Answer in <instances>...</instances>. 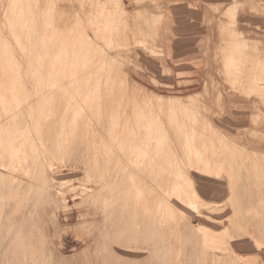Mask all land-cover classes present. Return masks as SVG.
<instances>
[{
    "label": "rangeland",
    "instance_id": "obj_1",
    "mask_svg": "<svg viewBox=\"0 0 264 264\" xmlns=\"http://www.w3.org/2000/svg\"><path fill=\"white\" fill-rule=\"evenodd\" d=\"M7 1L8 0H1V9L2 7L4 8ZM206 1L207 0H57V4L53 5L48 16L49 20L56 26L63 28L64 32L61 36H56L55 34L50 33L47 39V41H50L53 37L50 45L52 46L56 42L58 47L61 40L67 39L71 41L72 39L77 38L84 28H88L91 32L90 41L94 42L93 46L96 54L98 53V47H101L102 53L107 61H122L120 65H104V71L100 73V75L103 77L110 75L105 72L107 69L115 70L118 68H124L122 70L128 71L127 74L129 77L123 80V84L132 87L134 85L129 80L135 78V83L142 88L136 91L132 90L126 101L116 99L109 89L96 88L93 89V92L86 93L82 88H88V86L83 84H90L92 85V88L97 86L94 83H80L82 67L77 63L76 58L78 55L64 54L63 56L66 57L65 67H61V63L57 60L56 69L61 73L70 69L79 73V77L74 83H65V86L70 87L60 89L56 87L55 83L43 85L34 84L32 87H29L30 91H46V105L40 104L37 101L35 94L31 95V93H29V97L25 100H20L16 96H10L3 99L0 98V113L7 109L16 111L19 105L32 106V115H29V117L25 116V120L21 121L20 127L24 128L26 131L35 133L36 129L47 124L48 120L58 122L63 116V113L57 115L50 111V104L52 101L58 98L69 97L68 103L64 105L66 115L63 116V120L66 121V124L63 127L62 133L60 132L61 134L64 133L62 137H67L73 133L76 134V130L81 128L82 123L93 117L91 107L105 104L107 109L116 106L117 110H119L118 112H120L122 106H127L129 109V118L136 117L135 123L137 125L135 126L141 128L138 129L135 127L134 130H131L128 139L132 140L135 138L133 135L139 134L140 132L144 133L142 138H137L139 139L138 150L144 148L146 141L153 143L156 139H160L164 140L166 149L170 150L177 148L188 154L189 149H193L192 151L206 150V147L209 144L205 145L204 142L212 140L216 144L212 145L211 148L209 145L207 149L210 148V150L215 152L216 155L228 157L249 151L253 154V152L256 151L254 150V146L250 145L251 142L264 146V133L255 134L256 136L252 135L253 129L264 125V25L258 22L256 26V32L261 34V41H247L242 37V34L240 35L241 32L238 27L240 23L237 18L239 13L245 8L251 10L250 7H248L251 6V13L263 23L264 0H249V2L243 0H213L214 4H210L208 7ZM140 2L148 7L147 12L143 11V5ZM203 3L207 7L204 14L205 22L209 29L217 23L216 26L218 29L222 28L223 31L221 39L219 38L220 35H218V39H220L219 43L214 45L211 38V41L208 43V49H204L202 57L206 56L208 60H206L205 63L201 59V62H203L204 65H207V67H204L203 63L199 64V67L205 71L200 73L203 83L202 87H204V89L192 90L193 87H189V81L184 82L182 80H177L176 82V77H182L185 74H175L173 70L169 69L172 67H168L165 61L169 59L171 63H174L172 53L173 46L186 44L183 43V41H177V39L174 41L173 34L181 33L182 30L188 27L196 28V21L201 18L199 15L192 16L194 21L190 22L189 19H191V16L189 14L191 12L189 13V11L185 9L182 10L180 7L188 6L196 10L195 8ZM98 8L99 10H102L103 17L100 19L95 18L93 15L98 13ZM154 9L159 12V18H157L156 15L151 14ZM127 16L133 18L134 21H132L133 19L127 18ZM74 17H78L81 23L79 27L72 25L71 19ZM128 21L131 22L126 25V22ZM96 22H99V24H96ZM133 22H143L144 24L140 27L142 29H137V31L134 32L133 28L135 29L136 25ZM188 22H190V24H186ZM132 24L135 27H133ZM91 28L93 29L92 31ZM99 30H102V32L100 33ZM100 36L101 41L97 42V39ZM44 37L45 35H40L37 41L39 45ZM226 37L229 40L226 41ZM119 39H122V41H119ZM203 44L204 43L201 45L203 46ZM52 52L53 51L51 50H47L49 56L44 57L46 61L49 62L50 54ZM119 52L120 54H124H122L123 57H126L124 58V61L122 55H120L121 60L120 57L118 59L117 54H119ZM203 59L205 60V57ZM242 60L244 61L243 63L240 62ZM178 70L179 71L176 72L188 70V68L180 67ZM158 76L160 79L157 78ZM246 76L251 77V81H244L246 80L244 79ZM164 81L166 84H163ZM166 81H171V83H167ZM119 84L122 85L121 83ZM142 89H147L149 92H154L160 95L162 94L167 97L176 96L185 99L188 98L189 101L187 104L185 103L161 109L155 103V100L147 97L145 94H141ZM221 93H223V96H226L225 99H219L220 95L218 96V94ZM216 99H218V101H216ZM230 100H233L236 104L234 106H228ZM239 100L245 102L247 105H243V107L237 105V101ZM117 110L110 114L114 116V119L118 113ZM157 111L159 114L166 113L178 122L194 118L195 121H197L194 123V132H197L196 143L188 148L173 144L177 142L178 139H182L179 132L175 133V131H173L169 136L171 144H167L166 129L161 130V128L164 127H162L161 120H158L155 116ZM239 111L242 115L245 114V116H242L240 119L241 121L238 120V122L245 125L247 129H244V131L241 130V132L233 130L235 131L233 133L238 135L234 140L229 136L226 138L223 137L222 133L225 135L228 134L227 132L230 133L228 126L232 123V120L228 119L230 117L238 118L237 115ZM110 115H107L105 118ZM153 118L155 122L154 125H156L157 129L151 138H149L150 131L146 129V124H152ZM114 119L110 122V125L114 124ZM207 121L217 122L216 126H220L219 128L222 127V130L214 129L215 131L213 132L207 129L204 125ZM118 124H121V122H118ZM205 129H207L206 134H204ZM217 132H219V134ZM86 133H103L107 135V131L100 128L97 123L94 125V128L80 129L77 132L78 135L76 137L82 138ZM11 136L17 137L18 132L17 125L14 122L9 121L0 129V144L3 143L6 145V140ZM44 142L46 141L44 140ZM76 147L78 153H47L44 159V169H46L45 175L49 177L46 180V186L54 192L56 200L60 205L58 214L61 215L60 226L59 224L55 225L57 227L56 229L54 228V232L55 230L57 231L50 236L51 243H49V247L53 254L65 256L66 259L73 257L74 264H76L75 261L79 258L78 255H81V259L77 261V264H96V255L98 252L97 244L89 243V245H87L83 243V240L89 237V233L97 229L93 228L94 225L100 227L95 224L96 222L94 223L93 217L95 216V212L102 211L104 208L108 207L109 204L104 200L102 191L98 190L97 177L94 171L88 168V163L77 159L78 155L82 152L79 151L78 145ZM70 148V150H75L73 147ZM82 148L84 149L83 146ZM39 149L41 148L39 147ZM257 153L258 154H254L249 161H243L236 164V169L242 172V175L247 172L251 175L253 173V175L264 176V153ZM90 154L91 150L90 152L84 153V156L86 155L88 157ZM86 156L85 159H87ZM7 157L8 155H5L4 157L6 162ZM136 157H142V155L137 152L129 158L127 163L130 168L135 166L142 167L140 161L137 160ZM177 167L180 168L184 174H179L178 170L174 171L172 174L174 175L173 182H163L158 189L163 197L170 198L175 195H180L182 199L178 202H171L169 207H161L160 209L154 210L151 206V203L154 202V200L148 198L145 202L147 205L149 204V207H145L139 213L144 214L143 216L150 214L154 219H157L163 214H170L173 217L183 216L185 219L189 220V218L192 217L191 213H193L191 210V202L197 200L203 208L201 216L194 222L195 232L198 235L200 245L196 249V253L193 251L196 255L194 254L195 256L191 259V264H264V184L261 186L263 190L259 194L248 199V201L249 188L246 183L244 184L245 179L242 183V181L238 179V174L236 173L234 177L231 176L227 168L223 170L219 168L211 169L207 174H204L203 169L197 164L188 163L185 160L178 162ZM148 171L147 168L141 169L138 176L141 179H148ZM8 172L9 171H6L5 175L0 176L2 183L5 185L4 188L8 186L6 188L7 190L10 185L13 187L12 184L15 182V179H18L19 181L22 180L23 182L25 181V184H27L28 181L30 182L28 177L20 172H12V174H9ZM130 173L124 177V180L128 182V187L133 181ZM39 179L40 181L42 180L41 177ZM32 180H34V178H32ZM17 183L18 182L16 181L14 185L15 187H18ZM23 189L24 187L22 186V190ZM222 192L225 193L223 201L210 202L206 200V196L217 197ZM130 198L138 199L139 196L138 194H132L130 195ZM244 200L248 201H246L247 205L250 204L254 207L249 206L248 208ZM241 201L243 205L241 204ZM237 203L241 204V206ZM244 205L247 206L248 209L246 207L244 208ZM237 206H239L238 209L235 208ZM243 208L244 213H240ZM239 209L241 211H239ZM249 210H251L250 213ZM247 214H249V218L245 216ZM244 216L248 220L244 218ZM89 222H92L94 225ZM84 223H88L89 225ZM256 223H258V226ZM89 226H92L93 230L92 228H89ZM53 227L54 226L52 225V228ZM129 227L134 228L135 225L131 224ZM204 228H211L216 232L226 231L224 232L226 234L225 236H221L224 237L220 238L222 241L217 239L216 241L211 242L207 240L204 233L199 232V229ZM253 228H258L259 230L254 234L255 238L254 236L252 238L250 236L249 238L250 234H244L242 237L234 235L237 230L241 229L243 231H248ZM84 229L86 230L85 232ZM161 229L164 228L161 227ZM82 234H87L86 238ZM232 235H234V237H231ZM150 240L151 239L137 240L131 243L130 251H144V256L141 255V259L137 258V262L146 259L145 256L147 253L145 252H148L147 256H154L157 252V258L159 260L163 262L166 260V264H174L176 260L175 257H173V260V258L166 259L165 256L171 251V249L173 250L175 247L178 248V242L180 246L185 245L188 242L186 235L177 234L175 238L172 237L169 239V242L168 240H164V244L162 240V243L159 241V246H161V248H158V244L156 243V245L154 243L155 247L158 246L156 251L154 247L149 248ZM154 240L156 241V239ZM167 242L169 243V247L171 246L169 251ZM170 243L172 245H170ZM151 244H153V242H151ZM90 245L91 247L88 248ZM85 246L86 248H84ZM151 248L156 252H153L152 254L151 252L153 250H151ZM165 248L168 249L166 250ZM83 250H86L84 254H82L84 252ZM231 250L234 252L233 257L229 256ZM174 251L173 253H176L178 249L176 252ZM203 251L208 254L211 253V255H209V257H203ZM77 252L78 254H76ZM212 253L217 254L215 259H213ZM44 254V250L40 248V251L35 257L39 260ZM85 254L86 256H90H83ZM159 254L160 256L162 255L161 257L165 260H163V258L161 259ZM75 257L78 258L75 259ZM137 262L132 260V263Z\"/></svg>",
    "mask_w": 264,
    "mask_h": 264
},
{
    "label": "bare ground",
    "instance_id": "obj_2",
    "mask_svg": "<svg viewBox=\"0 0 264 264\" xmlns=\"http://www.w3.org/2000/svg\"><path fill=\"white\" fill-rule=\"evenodd\" d=\"M243 1L249 2V0ZM56 4L57 0H8L7 4L4 5V8L2 7V11V3L0 0L1 99L16 96L20 100H25L29 97V93H31V95L35 94V97L40 104L46 105V91H30L29 87H32L34 84L43 85L49 83H55L56 87L60 89L70 87L65 86V83H74L79 77V73L71 69L61 73L56 69L57 60L61 63V67H65L66 57L63 56L64 54L78 55L76 60L82 67L80 83H94L97 86L92 88V85L90 84H83L88 86V88H82V90L86 93L93 92V89L96 88L109 89L116 99L126 101L132 90L136 91L142 88L140 85L135 83V78H131V80H129L134 86L129 87L123 84V80L129 77L127 74L128 71L122 70L124 68H118L115 70L107 69L105 72L110 75L105 77L100 75V73L104 71V65H120L122 61H107L102 53L101 47H98V53L96 54L93 46L94 42L90 41L91 32L88 28H84L80 32V35L71 41L65 39L60 41L58 47L56 42L51 46L50 42L53 40V37L50 41H47L49 34L53 33L56 36H61L64 32L63 28L56 26L49 20V11L52 10L53 5ZM141 4L143 5V3ZM248 7L252 10L251 6ZM99 8L98 13L93 14L97 19L103 17L102 10H99ZM142 9L144 12H147L148 7L143 5ZM251 10L245 8L241 13H239L237 18L239 23L240 17L246 12L252 14ZM151 14L156 15L157 18L160 17L159 12L155 9ZM127 18L133 19L128 16ZM71 21L72 25L75 27H79L81 25L78 17H74ZM132 21H134V19ZM129 22L131 21L124 24L128 25L130 24ZM96 24H99V22H96ZM134 24L136 27L132 24L133 27H135L133 30L136 32L137 29H142L140 27L144 23L137 22ZM92 30L93 29L91 28V31ZM222 31V28L218 29L216 25L210 28V35L203 44L205 50L208 49V43L211 41V38L213 39L212 34L215 33L220 35L219 38L221 39ZM99 32L101 33L102 30H99ZM40 35H45V37L39 45L37 41ZM100 41L101 36L97 39V42ZM119 41H122V39H119ZM47 50L53 51L50 54L49 62L44 59V57L49 56L47 54ZM122 54L123 53L120 54V52L117 54L118 59L120 57L121 60L120 55ZM123 55L122 59L124 61V58L126 57H123ZM204 57L205 60L203 59ZM202 60L206 63V60L208 59L206 56H203ZM165 62L169 67L171 61L168 59ZM240 62L243 63L244 61L242 60ZM204 67H207V65H204ZM139 71L142 72L141 70ZM203 72L205 71L201 70L200 73ZM157 78L160 79L159 76ZM244 79H246L244 81L247 82L251 81L252 78L246 76ZM201 84L203 86L202 82ZM202 88L204 89V87ZM148 92L149 91L147 89H142L141 94H145L147 97L155 100V103L161 109L185 103L187 104L189 101L188 98L185 99L183 97L176 96L167 97L162 94L160 95L154 92ZM222 94L223 93L218 94V96L220 95L219 99L226 98V96H223ZM68 100L69 97L54 99L50 104V111L57 115L63 113V116H65L66 111H64V105L68 103ZM216 101H218V99H216ZM121 109L122 110L120 112H118L119 110H117L116 106L107 109L105 104L91 107L93 117L82 123L80 129L94 128V125L97 123L100 128L107 131V135L103 133H86L82 138L76 137L78 135L77 132L80 129L76 130V134L73 133L70 136L62 137L64 133H61L64 125L66 124V121L63 120V116L58 122L48 120L47 124L42 127H38L39 129L37 128L35 133L26 131L24 128L20 127V123L25 120V116L29 117V115H32V106L19 105L16 111L7 109L0 113V129L9 121H12L17 125L18 132L17 137L11 136L6 140V145L3 143L0 144V176L5 175L6 171H9V174H12V172H20L24 176H27L30 180V182L28 181V183L25 184V181L24 183L22 180L19 181L18 179H15V182L12 184L13 187L10 185L7 190L6 188L8 186L4 188L5 185L0 179V264H74L73 257L66 259L65 256L53 254L49 247V243H51L50 236L57 231L55 230L54 232V228L56 229L57 227L55 225L59 224L60 226L61 215L58 214L60 205L56 200L54 192L46 186V180L49 177L45 175L46 169H44V159L47 153L64 154L67 152H77L78 150L76 151V146L78 145V149L82 153L78 155L77 159L88 163V168L96 174L98 190L102 191L104 200L109 204V206L104 208L102 211L95 212L93 220L94 223L96 222L95 224L100 227H97L92 224V222H89L95 226H93V228L97 229L93 230L92 226H89V228H92L93 231L89 233V237L87 239L83 240V243L87 245H89V243H93L95 245L97 244L96 246L98 248V252L96 255V264H166V260L161 257L162 255L160 256L159 254V257L161 259L163 258V260H165L164 262L157 258L158 255L156 254V248L160 245L161 240L164 244V240H168L169 242V239L172 237L175 238L177 234L186 235L188 242L182 246H180L178 242V248L175 247V249H171V251H169L171 246L169 247V243L167 242L169 248L167 249L169 253L165 256V258L172 259L175 257L176 260L174 264H191L190 261L196 255V249L200 245L198 235L195 232L194 222L201 216L203 208L197 200H193L191 202V210L193 213H191L192 217H190L189 220L185 219L183 216L173 217L170 214H163L157 219H154V217L150 214L143 216L144 214L139 213L145 207H149V204L147 205L145 202L148 198H152L154 200V202L151 203L154 210L160 209L161 207H169L171 202H178L182 199L180 195H175L170 198L163 197L158 189L163 182H173L174 175L172 174L174 171L178 170L179 174H184V172L177 167L178 162L181 160L197 164L203 169L204 174H207L211 169L217 168L221 170L227 168L230 175L233 177L237 173L239 177L238 179H240L242 183L245 179L244 184L246 183L248 188L251 189L249 190L247 188L249 191L247 200L254 195L259 194L263 190L261 187L264 184L263 175L257 176L256 174L253 175V173L251 175L247 172V175L245 173L242 175V172L237 170L235 166L239 162L249 161L254 154H258L257 152L264 153V146L251 142L250 145L254 146V150L256 151L253 152V154L249 151L238 155L234 154V156L231 155L232 157H226L216 155L215 152L210 150L212 145L216 144L212 140L204 142L205 145L209 144L210 148L207 149L208 145L206 150L203 151H192L193 149H189V153L186 154L185 151L177 148L168 150L165 148L166 144L164 140L156 139L153 143L146 141L144 148L138 150L139 139L137 138H142L144 133L140 132L139 134L133 135V137H135L134 139H128L130 131L134 130L136 127L135 125H137L135 123L136 117L129 118V109L127 106H122ZM115 110H117L118 113L114 119V116L110 114ZM107 115L110 116L105 118ZM155 116L158 120H161L162 127H164L161 128V130L166 129L167 144H171L169 136L173 131H175V133L179 132L182 138L178 139L177 142L173 144L188 148L192 144L196 143L197 132H194V123L197 121H195L194 118L178 122L166 113L159 114L158 111ZM113 119L114 124L110 125V122L113 121ZM228 120H232V123L228 126L230 133L227 131H225L228 133L226 135L222 133L225 138L229 136L232 140H234L238 137V135L234 134L233 132L235 131L233 130L241 132V130L244 131V129H247L245 125L238 122V118L236 117H230ZM152 121V124H146V129L150 131L149 138H151L157 129L156 125H154V118ZM118 122H121V124H118ZM216 124L217 122L207 121L204 125L207 129L213 132L218 129L222 130V127L219 128L220 126L217 127ZM207 129H205L204 134H206ZM217 133L219 134V132ZM261 133H264V125L259 128H255L252 131L253 136ZM43 139L46 142H44ZM39 147L41 149H39ZM70 147H73L75 150H70ZM90 150L91 154L88 157L85 155L87 158L85 159L84 153L90 152ZM137 152L142 155V157H136V159L140 161L142 167L135 166L130 168L127 161L134 153L136 154ZM5 155H8V163L5 161ZM144 168L149 170L147 173L149 180L141 179L138 176L140 170ZM129 173L133 178V181L128 187V182L124 180V177ZM39 176L42 178L41 181ZM32 178H34V180H32ZM16 181L18 182V187L21 188L14 186ZM249 185L250 187H254L250 188ZM22 186L24 187L23 190ZM132 194H138L139 198L131 199L130 195ZM247 200H244L245 204L249 201ZM239 203L237 204L241 206L242 201L241 204ZM239 206L235 208L238 209ZM247 206L249 208V206L252 205L249 204ZM247 206L244 205V208H247ZM244 208L242 210L243 212L239 209V211H241L240 213H244ZM250 212L251 210H249V213ZM245 216L249 218V214ZM245 216L244 218H246ZM84 224L89 225L88 223ZM131 224H134L135 227L130 228L129 226ZM257 224L258 223H256V225ZM52 225L54 226L53 228ZM161 227L164 229H161ZM85 231L86 230L84 229V232ZM258 231V228H253L248 231L240 229L237 230L234 235L242 237L244 234H250L249 238L250 236L252 238ZM199 232L204 233L207 240L211 242H214L217 239L222 241L220 238L224 237L221 236H225L226 234L224 233L226 231L216 232L211 228L199 229ZM86 235L83 236L86 238ZM234 235L231 237H234ZM155 237H158L159 239ZM144 239H151L149 241V248L154 247V249H156V251H154L153 248H151V250H153L151 253L153 254V252H156V256H147L148 252H145L147 253V257L145 256L147 260L144 258V261L142 259V261L139 260V262H137V258L142 257L141 255L144 254V251L139 250L132 252L130 251V245L132 242ZM154 239H156V241ZM157 240L160 242L158 243ZM151 242H153V244H151ZM154 243H157L158 246L155 247ZM170 245L172 244L170 243ZM90 247L91 245L88 248ZM40 248L44 250L45 254L37 260L35 256L40 251ZM84 248H86V246ZM158 248H161V246ZM83 251L84 252L82 254L86 252V250ZM173 251L176 253H173ZM193 251H195V253ZM233 253V250H231L229 256L233 257ZM76 254H78V252ZM209 255H211V253L208 254L203 251V257H209ZM216 255L217 254L212 253L213 259H215ZM78 256V260L81 259V255ZM83 256L89 257L90 255L86 256L85 254ZM77 258L75 257V259ZM78 260L75 261L76 264L78 263ZM132 260L137 263H132Z\"/></svg>",
    "mask_w": 264,
    "mask_h": 264
},
{
    "label": "crops",
    "instance_id": "obj_3",
    "mask_svg": "<svg viewBox=\"0 0 264 264\" xmlns=\"http://www.w3.org/2000/svg\"><path fill=\"white\" fill-rule=\"evenodd\" d=\"M223 1V0H222ZM207 7L210 4H214L213 0H207ZM228 4V3H227ZM205 4H201L199 7H196L194 10L192 7H180L182 10L189 11V15L191 16L190 22H193L192 16H201L200 20L196 21V28L195 27H188L181 31V33H174V41L177 39V41H183L182 45H175L173 46L172 53H173V60L174 63H171L170 66L171 69L177 73L185 74L182 77H176L177 80L182 81H189V87H193L192 90H199L202 88V79L200 76V71L202 70L199 67V64H201L202 55L204 54V47L201 45L202 43L206 42L208 36L210 35V29L208 25L205 22V14L204 11L207 9ZM179 9V8H178ZM185 18V17H184ZM228 21V20H227ZM190 22L186 24H190ZM261 23L264 25V22L262 23L255 15L250 14L249 12H246L244 15L240 17V24H239V31L242 34V37L245 38L247 41H261V37L259 33L256 32V26L257 23ZM185 24V23H184ZM217 25V23H216ZM228 36V35H227ZM213 43L214 45L216 43H219L220 39H218V34H213ZM226 41L229 40L227 37L225 39ZM187 45V46H185ZM197 48V49H196ZM182 60V61H179ZM179 61V62H178ZM174 66V67H173ZM187 67L188 70H181L180 72L178 68L180 67ZM175 81V77H174ZM163 82V81H161ZM167 83H171V81H166ZM163 84H166L165 81ZM237 105L242 106L247 105L245 102H242L241 100L237 101ZM236 103L233 100H230L228 102V106H234ZM238 120L242 118V113L238 112ZM243 120V119H242ZM204 194V192H203ZM225 193H220L219 196L211 197L206 196V200L210 202H218L224 200Z\"/></svg>",
    "mask_w": 264,
    "mask_h": 264
}]
</instances>
